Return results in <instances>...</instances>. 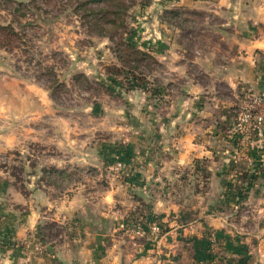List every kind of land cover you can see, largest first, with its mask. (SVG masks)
Listing matches in <instances>:
<instances>
[{
	"label": "crops",
	"instance_id": "obj_1",
	"mask_svg": "<svg viewBox=\"0 0 264 264\" xmlns=\"http://www.w3.org/2000/svg\"><path fill=\"white\" fill-rule=\"evenodd\" d=\"M148 9L138 39L161 67L148 90L107 79L117 94L102 104L96 135L52 132L42 155L40 167L59 173L94 168L96 190L0 179V264H264V144L231 132L243 93L264 98V0H153ZM169 11L196 29L184 33L192 50L166 27Z\"/></svg>",
	"mask_w": 264,
	"mask_h": 264
},
{
	"label": "rangeland",
	"instance_id": "obj_2",
	"mask_svg": "<svg viewBox=\"0 0 264 264\" xmlns=\"http://www.w3.org/2000/svg\"><path fill=\"white\" fill-rule=\"evenodd\" d=\"M152 1L0 0V27L14 33L0 29V179L12 180L18 189L34 179L60 190L70 182L78 187L84 183L87 193L96 190L94 168L74 166L59 173L46 164L40 167L46 161L42 155L52 153V132L85 136L99 131L100 108L110 106L106 97L117 94L107 88V79L123 84L134 75L149 82V75L161 70L139 40L150 29ZM99 6L105 9L96 12ZM180 14L160 15L170 31H179L178 41L192 50L196 43L186 42L184 33L196 29L182 27ZM96 17H103L101 27L95 25ZM36 115L43 122L31 120ZM53 117L60 119L59 125ZM49 234H56L54 226Z\"/></svg>",
	"mask_w": 264,
	"mask_h": 264
},
{
	"label": "built area",
	"instance_id": "obj_3",
	"mask_svg": "<svg viewBox=\"0 0 264 264\" xmlns=\"http://www.w3.org/2000/svg\"><path fill=\"white\" fill-rule=\"evenodd\" d=\"M232 134L236 135L241 144L252 145L258 149L264 144V98L252 92L245 91L242 95L241 105L235 115L232 126ZM114 172L119 170V164L113 168ZM119 229L142 237L145 231L141 226L135 225L125 227L119 224ZM148 232L154 238L161 234V229L157 224H151ZM40 244L35 245V251L42 250Z\"/></svg>",
	"mask_w": 264,
	"mask_h": 264
},
{
	"label": "trees",
	"instance_id": "obj_4",
	"mask_svg": "<svg viewBox=\"0 0 264 264\" xmlns=\"http://www.w3.org/2000/svg\"><path fill=\"white\" fill-rule=\"evenodd\" d=\"M104 9L105 8L104 7H101V6L95 7V11L96 12H102ZM116 11L117 12L121 11V8L117 9ZM102 20H103V17H96L95 25L101 27L100 25H103V24H101V21ZM103 23H106V22L104 21ZM0 29L3 30V31H7L8 33L14 34L13 31H12V29L10 27H8V26H6V27H0ZM98 34L105 36L104 35L105 33H102L101 31H98ZM132 46H134V45H132ZM119 73L120 72H117L116 74H118V76H120L121 74H119ZM111 75L114 76V77H116L114 74H111ZM110 82H111V84H115V83L120 84L125 90H130V89H132L134 87H139V88H143L145 90H148V85L150 84L148 81L147 82H143V80L138 79V77H136L134 75L131 77V79H124L123 84L120 83V80L119 79L117 80V82H115V81H110ZM40 241H41V243H43V239H41Z\"/></svg>",
	"mask_w": 264,
	"mask_h": 264
}]
</instances>
